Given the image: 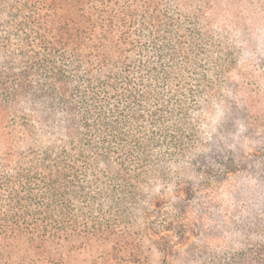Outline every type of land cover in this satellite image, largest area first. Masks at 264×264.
<instances>
[{"label":"trees","instance_id":"1","mask_svg":"<svg viewBox=\"0 0 264 264\" xmlns=\"http://www.w3.org/2000/svg\"><path fill=\"white\" fill-rule=\"evenodd\" d=\"M0 264H264V0H0Z\"/></svg>","mask_w":264,"mask_h":264},{"label":"rangeland","instance_id":"2","mask_svg":"<svg viewBox=\"0 0 264 264\" xmlns=\"http://www.w3.org/2000/svg\"><path fill=\"white\" fill-rule=\"evenodd\" d=\"M239 65L242 66V68H244V69H251V67H253L250 64V62L248 61V58H247L246 55L241 57ZM233 185H235V183H233V182L229 184V186H233ZM229 193H230L229 190H226L225 192H222L221 196H220V199L223 201L224 205L233 206L234 203H233L231 197L229 196ZM238 203H240V202H238ZM195 204H196V201L195 200L192 201L190 203L191 208L195 207Z\"/></svg>","mask_w":264,"mask_h":264}]
</instances>
